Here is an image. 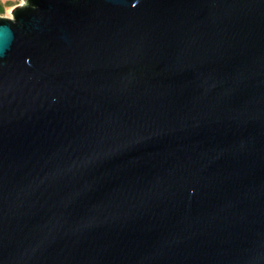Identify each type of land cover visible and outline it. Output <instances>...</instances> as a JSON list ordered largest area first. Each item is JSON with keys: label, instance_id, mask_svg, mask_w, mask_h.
<instances>
[{"label": "water", "instance_id": "1", "mask_svg": "<svg viewBox=\"0 0 264 264\" xmlns=\"http://www.w3.org/2000/svg\"><path fill=\"white\" fill-rule=\"evenodd\" d=\"M0 264H264V0L0 15Z\"/></svg>", "mask_w": 264, "mask_h": 264}, {"label": "trees", "instance_id": "2", "mask_svg": "<svg viewBox=\"0 0 264 264\" xmlns=\"http://www.w3.org/2000/svg\"><path fill=\"white\" fill-rule=\"evenodd\" d=\"M15 3L11 0H0V15H3L7 8L14 5Z\"/></svg>", "mask_w": 264, "mask_h": 264}, {"label": "rangeland", "instance_id": "3", "mask_svg": "<svg viewBox=\"0 0 264 264\" xmlns=\"http://www.w3.org/2000/svg\"><path fill=\"white\" fill-rule=\"evenodd\" d=\"M11 1H13L15 4L8 7L6 12L3 14V16H11V11H12L13 7L16 6L17 4L21 3L22 0H11Z\"/></svg>", "mask_w": 264, "mask_h": 264}]
</instances>
